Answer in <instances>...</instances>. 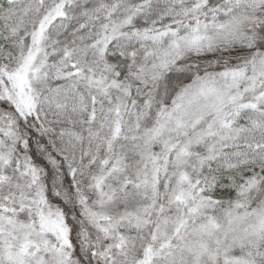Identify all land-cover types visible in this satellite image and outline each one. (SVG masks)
Wrapping results in <instances>:
<instances>
[{
  "label": "snow or ice",
  "instance_id": "1",
  "mask_svg": "<svg viewBox=\"0 0 264 264\" xmlns=\"http://www.w3.org/2000/svg\"><path fill=\"white\" fill-rule=\"evenodd\" d=\"M0 264H264V0H0Z\"/></svg>",
  "mask_w": 264,
  "mask_h": 264
}]
</instances>
